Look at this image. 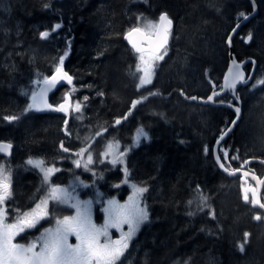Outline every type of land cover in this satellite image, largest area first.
<instances>
[{
    "label": "trees",
    "instance_id": "1",
    "mask_svg": "<svg viewBox=\"0 0 264 264\" xmlns=\"http://www.w3.org/2000/svg\"><path fill=\"white\" fill-rule=\"evenodd\" d=\"M225 2L227 6L231 4ZM45 4L49 7L45 8ZM209 7L211 4L204 0H0V140L12 142L15 153L19 152L16 156L14 153V164L23 165L17 159L23 153L59 154L67 163L71 162L73 156L63 153L61 142L69 150L86 142L95 150L111 139L124 146L130 144L132 177L148 189L145 200L150 218L118 264H247L250 260L245 252L247 241L240 251L238 245L242 243L235 240L248 230L253 241L259 235L264 239V222L253 219L258 211L252 203L242 200L234 177L225 174L211 154L181 127L194 124L195 119L188 123L185 103L191 89H198L193 88L198 86L195 85L198 80H207L209 88L215 84L214 64L222 61L225 54L218 34L225 28L222 36L226 38L228 24L248 12L237 3L235 15L231 11V19H226L225 15L215 14L220 10L213 13L208 11ZM163 12L173 18L174 28L168 55L156 78L167 74L180 80L194 79V83L155 79L153 86L141 89L137 87L141 75L136 72L137 56L125 41V34L135 25L140 26L142 18L159 20ZM223 20L227 21L226 26ZM56 24L61 27L53 31ZM45 31L50 35L41 38ZM262 37L260 47L264 48ZM234 40V52L242 56ZM256 50L264 69V50ZM60 57H64L63 68L73 81L60 86L51 101L57 104L69 98L73 105L70 116L53 111L24 112L32 103L37 84L55 71ZM177 57L190 60L189 66L193 68L205 63L198 66L197 73L183 74L175 63ZM173 95L177 99L172 101ZM85 96L87 101L83 99ZM256 96L255 92L250 99L251 109L256 108ZM142 97L147 99L132 109L133 101ZM151 97L156 101L155 121L136 119L149 112ZM77 101L83 105L79 113L74 111ZM261 107L259 114L264 110ZM130 109L127 119L116 125L115 120ZM11 116L19 118L8 120ZM131 121L136 127L126 130ZM250 123L256 127L259 124L252 118ZM141 127L146 129L147 137L134 146ZM192 130L201 132L196 123ZM3 159L11 158L0 155V161ZM110 172L109 178L121 174L118 169ZM22 173L18 169L15 176L14 204L18 208L21 197L31 202L40 195L35 194L38 180L31 176L26 185ZM122 187L112 186L111 190L124 193ZM201 196L207 197L203 205Z\"/></svg>",
    "mask_w": 264,
    "mask_h": 264
},
{
    "label": "snow or ice",
    "instance_id": "2",
    "mask_svg": "<svg viewBox=\"0 0 264 264\" xmlns=\"http://www.w3.org/2000/svg\"><path fill=\"white\" fill-rule=\"evenodd\" d=\"M44 7L48 8L49 5L45 4ZM245 19H247V17H245ZM172 24L173 21L165 12L159 16V21L157 23H148L147 31L137 26L131 28L126 33V39L138 54L139 62L136 65V72L141 73L139 76V84L137 85L138 88L152 84L155 75V64L158 61L163 60L164 55L167 54L166 46ZM60 27V24H56L53 31ZM233 31H235V29H233ZM40 35L41 38H47L50 34L49 32H43ZM251 39V34H249L248 40L250 41ZM227 43L231 44V36L228 37ZM63 63L64 57H60L59 64L55 68L54 74L44 80L45 85L49 88L55 87L61 81H66L68 84L72 83L73 77L64 70ZM252 63L254 64L255 62L253 61ZM250 79L251 77H248V79L245 78V74L241 70L240 65L233 61V69H230L229 75L225 77L221 91L226 88L234 93L237 84L246 85ZM258 83L264 85V80H261ZM252 86L255 87L256 85L253 84ZM215 88L216 86L213 84L212 94L207 97L205 102H215L214 98L220 94ZM46 91L47 89H43L39 94V97L36 94H33L32 103L24 109V112L32 110H52L62 113L69 112L72 105L67 100L55 108L53 105L48 104L46 99H44ZM151 94L154 95L156 93ZM181 94L183 95L182 90ZM99 95H103V93H99ZM186 98L190 100L198 99L195 96ZM235 98L239 101L238 96ZM83 99L84 101H87L88 97L85 96ZM144 99H147V97H142L141 99L133 101L132 109ZM200 99L203 100V98ZM82 106V103L77 101L75 103L74 111L77 113L81 112ZM233 107L237 114V119H239L241 109L235 105H233ZM130 114L131 109L124 117L115 120V124L119 125L121 120L127 119V115ZM18 118L19 117L17 116H11L7 119L14 121ZM64 123L67 125V120H65ZM232 123L234 125L235 121ZM64 131L67 132L66 127ZM229 131H231V129H229ZM226 134L227 133H225V135ZM97 135H100V133H97ZM142 136L147 137V133L143 128L139 129L137 132L135 138L136 144L140 142ZM221 139H223V136H221ZM118 143L119 142L117 141L116 144L118 145ZM60 147L64 152L70 151L68 148L64 147L63 142H61ZM113 148V143L109 142L104 155L107 156L109 152L113 151ZM11 149V143L0 142V152L10 155ZM87 151V148H82L76 153V155L83 156ZM205 151H207V149ZM125 155L126 152H120L118 155L114 154L111 163L113 165L118 162L122 163ZM223 155L227 158L228 153L223 152ZM216 159L219 161V155L216 156ZM233 159H239V157H233ZM92 162L93 157L90 153L87 155V160L83 165L81 164L80 159L74 161L76 167H83L85 169H88L89 164ZM26 163L39 169L43 173L45 183H49L51 176L60 171V169H57L54 165L46 167L45 161L41 158H29ZM245 163H247V161ZM219 166L226 172L228 171L223 163H220ZM244 176L247 177L248 173L245 172ZM122 182H128L126 168L125 179ZM258 183L264 185V180H258ZM118 186L119 185H116V187ZM132 188L133 195L130 196L125 203L121 204L115 199L107 201L108 206L103 209L106 213V219L103 225L97 226L92 220L91 200H77L71 205L76 209V214L74 216H65L62 220L58 219L56 221V227L54 229H45L44 233L38 237V240H33L26 245L19 244L14 243L17 236H20L27 229L36 228L39 222L49 215L47 210L49 200L58 203H71L72 198L67 189L62 188L59 185L50 184L48 196L37 203L30 211L20 213L19 209H11L14 215V222L8 223L7 218L10 210L8 209L6 202L12 199L11 169H5L4 165L0 164V264H118V262L121 261V258L125 256V253L129 248V242L138 231L140 225L147 222L149 219L147 205L143 204L142 206L141 203L143 194L148 191L147 187L132 185ZM249 191L253 194L251 203L253 205H259L261 209H264V203L261 202L257 195L256 188H245L243 200L245 202L249 201ZM206 201L207 197H200V203L202 205L205 204ZM189 203H191V201ZM212 214L214 215V212ZM254 219L259 221L261 216L256 215ZM124 225H128L127 232L123 231ZM110 228H115L121 231L119 239L113 240L111 238L109 233ZM248 235V233H245V238H247ZM70 236H75L77 240L76 244L69 243ZM101 237H104L103 243L101 242ZM38 241L40 243L39 251L36 250ZM238 248L240 251H243L244 244L238 245Z\"/></svg>",
    "mask_w": 264,
    "mask_h": 264
},
{
    "label": "rangeland",
    "instance_id": "3",
    "mask_svg": "<svg viewBox=\"0 0 264 264\" xmlns=\"http://www.w3.org/2000/svg\"><path fill=\"white\" fill-rule=\"evenodd\" d=\"M204 1H207L208 5L211 4V7H209L208 10H210V9L211 10L212 9L213 10H220L221 11L220 13L222 14V16L226 15V11L230 7L231 4L235 3V6L237 5L236 0L235 1H233V0H204ZM225 1H227L231 4L227 6ZM239 3L241 5H243V2H239ZM258 20H259V22L256 23V27L259 24V26H258V30H259L260 27L264 26V15L262 13H261V18L260 19L258 18ZM158 21L159 20H154L152 18L145 17L144 19L142 18V21H141L142 24L140 26L135 25L134 27L139 26L142 29H144L145 31H147L148 30L147 25L149 22H152L155 24ZM223 21H224L225 26H226L227 21L226 20H223ZM229 25L230 24H228L226 30L228 29ZM254 25H255V22L253 23V26ZM254 34L255 35L253 37V43H252L253 46L256 47L257 49H263L264 50V48L259 47V46L263 45V43H262L263 40H261V39H263L262 35H259L258 32H256V31L254 32ZM167 55H168V50H167V54L164 55V59L158 61L155 64V75L153 77L152 84L145 85V86L150 87V86L154 85V83H155L154 80H155V77H156L157 72H158L157 70L159 69V67H161L162 62L165 60ZM138 62L139 61H138V54H137V63ZM189 62H190V60L187 61V59H185L184 57H177L175 63L177 65H179L178 71H180L183 74L184 73L185 74L190 73V72L195 74V73H197V70L199 68L198 66L203 65V63H205V62H200V64L198 66L193 68L192 66H189ZM214 65L217 67L219 64H214ZM182 80H183V82L194 83V79L190 80V79H186V77H184V78H182ZM198 82H199L198 84H195L198 86H194L193 88L200 89L202 87H206L207 83H208L207 80H198ZM38 86H39V84H37V87L34 89V92H33L34 94L36 93ZM256 98H258L254 103L256 108H254V109L249 108L248 109L247 118L242 123V126H240V130L242 131V134L244 132L248 138V140L247 139L245 140V142H247V145L251 146L250 143L256 144V145H252L253 146L252 148L256 149V151H261L260 146H263L262 150H264V110L260 111V112H262L261 114H259L258 111L260 110V108H262L261 105L264 106V91H261L260 94L258 93V96ZM155 105H156V102H155ZM185 107L187 110V114H189V118H190L188 123H191L195 119V116L189 112V106L188 105L185 104ZM150 111L151 110H149V112ZM149 112L144 113L143 116L149 114ZM251 118L258 121L259 124L257 125V127L253 123H250ZM136 119L142 120V118H139V117H136ZM133 123L134 122L131 121L129 124H127V126H125L126 130L127 129L131 130L134 127H136V125L135 126L132 125ZM195 123L198 126H201L202 120L198 119L196 121V119H195L193 125H195ZM181 127L184 129L186 127H188V128L191 127V125L190 124H188V125L184 124ZM141 128H143V127H141ZM141 128H139V129H141ZM126 130L123 133H125ZM143 130L146 132V129L143 128ZM170 131L172 133L175 132V130L172 128H170ZM136 135H137V133H136ZM136 135H135V137H136ZM141 139L144 140V136H142L140 138V140ZM109 142L113 143L114 148H113L112 152H109L108 155L105 156L104 153L107 150V145ZM116 142L117 141H115L114 139L108 140L105 142V144L103 145L102 148H97L95 150H92L91 143L86 142V143H81L79 145L78 149H72L69 152L61 151L65 154H69V155L73 156V159L71 160V162H68V163L65 161V158L62 159V157L59 154H53V155H49V156L48 155H39V156H32V157L26 156L28 159L29 158H41L45 161L46 167L54 165L57 169H60V171L56 172L54 175L51 176L49 183H45L44 179H43V173L39 169L34 168L31 165H28L25 162L24 158H23V162H22L23 165L21 167L16 166L14 164L15 162H14L13 157L10 160L3 159L0 161V164H3L5 169H9V168L12 169L14 167L13 171H15V175H13V171H11V181L13 180V182H14V189H15V176L17 174L18 169L32 170V171L36 172V174H38L37 176L40 179L39 186L40 187L43 186L44 189L39 190V186H38V191H36L35 194L40 193V194H44V195H40L42 197L39 196L36 198V200L34 199L31 202H29V200H28V205L32 206V209L36 206L37 203H39L41 200L45 199L48 196L50 184L56 185V182H57L56 179H62V177H65V176L69 177L70 181L68 184H69V190L71 192V194H69V195L72 198L71 203H58V202H56L53 205H54V207L69 208L70 210H67V211L62 210L63 216L58 215V213H56V212H54V214H53L51 212V206L48 203L47 204V210H48L49 215L47 217H45L43 220H41L39 222V224L36 226V228H33L34 231H37L38 237H40L44 233L45 229H49V228L54 229L56 227V221L58 219L62 220L65 216H74L76 214V209L74 207H72L71 205L74 204L77 200H79V201L91 200L92 201V205H91L92 220L97 226H100V225L104 224L105 219H106V213L103 211V209L108 206L107 205L108 200L115 199L119 203L123 204L128 200V198L130 196L133 195L132 185L146 187L140 181L133 180V177H132L133 174H132V171L130 169V151L128 152V147L130 145L129 143L127 145L125 144V146H124V149L126 150V155L123 158V162L122 163L118 162L115 165H113L111 163V159L113 158V155L114 154L118 155L121 152L120 142L118 141L119 142L118 145L116 144ZM134 146H138V144L134 143ZM82 148L88 149V151L85 152L86 156H85V153L83 154V156H77L76 153H78L80 151V149H82ZM89 153L93 157V162L91 164H89L88 169H85L83 167H79V168L76 167L74 161L76 159H80L81 164L83 165V163L86 162L87 155ZM18 154H19V152H16L15 156ZM20 158H19V156H17L18 160ZM213 159H214V157H212V160ZM127 161H128V163H127ZM214 161H215V159H214ZM126 163H127V165H126ZM123 167H124V171H123ZM125 168L127 169V181H128L127 183L122 182L125 179ZM110 169H111V171L118 169L121 172V174L119 176H118V174H114L113 178H109V173H111ZM59 172H61V173H59ZM25 178H26V175L23 174L22 179H25ZM108 180H111V183H108ZM104 183H107V184L104 186ZM116 185H119L118 187L123 186L122 189L125 191L124 193L126 194V196L124 198L118 197V193H119L118 190L117 191L111 190L112 186H114V188L117 189ZM240 187H241V185L239 182V188ZM145 193L143 194V197L141 198V203H142V206H143V204L147 205V211H148L149 218H150V209H149V206L145 200ZM13 198L15 199V195ZM9 215H10V213H9ZM45 219H48V220H45ZM145 224H146V222L140 225L138 231L136 232V234L132 237L131 241L129 242V248L131 246L132 241L139 235L142 227ZM113 230L118 231L119 236L121 235L120 230L115 229V228H110L109 229L110 236H111ZM127 230H128V228L123 227L124 232H127ZM249 231L250 230L245 231V233L249 234L247 236L248 239L245 238V234H244L243 237H238L237 238L238 240L236 239L235 241L237 242V244H240V243L244 244L245 240L247 241L245 252H246V256L248 257V259L250 258L249 263H247V264H262L263 260H264V239L262 238L261 235H259V236H255L254 241H253V237L252 238L249 237L251 235ZM35 235L36 234H33V235L27 234L26 237L34 238ZM118 235H115V236H118ZM38 237H37V239L34 238L33 240H38ZM111 238H112V236H111ZM101 242L102 243L104 242V237H101ZM37 246H40L39 241L37 242ZM129 248H128V250H129ZM128 250L126 251V253L128 252ZM126 253H125V255H126ZM124 257H122L121 259H123Z\"/></svg>",
    "mask_w": 264,
    "mask_h": 264
},
{
    "label": "flooded vegetation",
    "instance_id": "4",
    "mask_svg": "<svg viewBox=\"0 0 264 264\" xmlns=\"http://www.w3.org/2000/svg\"><path fill=\"white\" fill-rule=\"evenodd\" d=\"M243 1L245 2V5H244L245 10L248 9V12L252 11L253 5L251 4V2L249 0H243ZM257 1L259 2V7H260V13L258 15V18L260 19L261 13H262L261 12V0H257ZM258 18H257V22H259ZM233 26H234V24L230 23L227 31H229L231 29V27H233ZM258 26H259V24L257 25V27H256V24L254 26H248L246 24L245 26H243L241 28V30L239 29L240 30L239 33L236 34L234 39H236V43L240 44L239 47L241 46L239 48V50L243 52L242 56H238L239 57L238 59L240 61H242L240 59V57L244 60L245 58L252 56V57H255L259 62V57L257 56L256 53H260V52L258 50H256V47H254L252 44L253 43V37L255 35L254 32L255 31L258 32ZM249 34H251V37H252V39L250 41L248 40ZM233 43L235 44V40ZM244 48H246V50H247L245 53H244ZM229 60L230 59H229V55H228L222 61L219 59V61H217L215 63V64H219V66L216 67V71H215L216 76L213 79V80H216L214 82L215 83L214 85L216 86L215 90L217 92H220L221 87L223 86L224 75H225L226 70L228 68ZM254 65L255 64L250 62L245 67V70L247 71V75L250 76L252 74L253 78H252V81L250 83H248L246 85L242 84L238 88V97L241 100V103H239V101H237V99L233 95L232 91H229V90L225 91L224 93H221L220 95H222V96L219 95L214 100L215 101L214 104L210 105L209 102H205L207 100V97L213 91V86L210 88L207 87L205 89V93L200 94L199 98H198L197 93L190 94L189 97L195 96L198 99L197 100H190L189 99V101H187V104L186 103L185 104L189 106V112L195 116L196 121L198 119L202 120V125L199 126V129H201L200 130L201 132H197L196 130L193 131L192 129H193L194 125H191V127H189V128L188 127L184 128L183 131L185 134L187 132H189V134H186V135L191 136V139H194L196 144H198L199 146H203V147L212 149L216 140L229 128L232 121H234V119L237 115L235 110H234L233 105L241 107L242 108V116H241L239 123L237 124V126L235 127V129L233 130L231 135H229V137H227L223 141V143H221V145H220L219 152H220L221 158L225 162V164L227 166H229L230 168H235V169L243 168V169H247V170H250L252 172H255L259 175H264V172L263 173L260 172L261 169L264 170V164L254 160L256 158H263L264 159V150H262L263 146H260L261 151H256V149H252V145L251 146L246 145L247 142H245V140L246 139L248 140V138L246 137V134L244 132L242 134V131L240 130V126H242V123L247 118V111H248L249 106H250V99L252 97V94L256 92L257 96H258V93L260 94L261 91H264V85L258 83L259 81L264 80V69L261 68V64H257V66H254ZM217 68H218V70H217ZM181 82H183V81L181 80ZM253 84H255L256 86L253 87L252 86ZM200 98H203V100H201ZM154 107H155V99L151 97L150 98V109H152ZM203 132H204V134L200 135ZM120 150H121V152H126L122 142H120ZM129 151L130 150L128 148V152ZM223 152L228 153L227 158H225V156L223 155ZM14 153H15V150H14ZM26 156L27 155L23 153L20 160L23 162V158H24L25 162H26V160L28 159ZM85 156H86V153H85ZM28 157H32V156H28ZM233 157H239V159L234 160ZM246 161H247V163H245ZM127 163H128V161H127ZM127 163H126V165H127ZM13 170H14V167L11 169V171H13ZM20 170H22V172H23L22 175L23 174L26 175V179H25L26 185H28V181L30 180L31 176L35 177L40 184V179L38 178V176H37L38 174H36V172H34L32 170H24V169H20ZM123 171H124V167H123ZM59 173H61V172H59ZM13 175H15V171H13ZM56 180H57L56 185H61V184L64 185L67 188L68 193L71 194V192L69 190V184H68L70 181L69 177L65 176V177H62V179H56ZM233 180H234V182L238 188H239V182H240V185L243 183L242 187L245 184L246 188H247V184H249L250 186L255 184V182L250 178H247V181L244 180L243 175L234 176ZM11 183H12V199L9 200L8 202H6V204H7L8 209L10 210L9 213L13 218L8 214V218H7L8 223L14 222V215H13L11 209H19L20 213L30 211L32 209V206L28 205L29 198L24 199L21 197V199H20L21 207L20 208H18L14 204V198L13 197L16 193V190L14 189L13 180L11 181ZM37 186H38V184H37ZM41 189H44V187L39 186V190H41ZM36 190L38 191V189H36ZM243 192H244V190H243ZM40 195H44V194H40ZM240 195H241V191H240ZM125 196H126L125 193H121V192L118 193V197H120V198H124ZM261 196H262V201L264 202V186H263ZM40 197H42V196H40ZM251 200H252V194L249 192V201H247V202H245L244 200L243 201L245 203L249 204V203H251ZM48 203L51 206V212L53 214H54V212H56V213H58V215L63 216V211L70 210L69 208L54 207L53 204H55L56 201H53V200H49ZM257 211H258L259 216H261L260 222L261 221L264 222V217H263L264 211L260 208H258ZM45 220H48V219H45ZM123 227L128 228V225H124ZM27 234H32V235L36 234L34 236V238H36V239L38 237L37 231H34L33 229H27L20 236L16 237V239L14 240V243L25 244V245L30 243L34 238L26 237ZM118 234H119L118 231L113 230V232L111 234L112 239L115 240L119 236ZM115 235H118V236H115ZM69 243H71V244L77 243L75 236L69 237ZM39 248H40V246H37L36 250L39 251Z\"/></svg>",
    "mask_w": 264,
    "mask_h": 264
},
{
    "label": "water",
    "instance_id": "5",
    "mask_svg": "<svg viewBox=\"0 0 264 264\" xmlns=\"http://www.w3.org/2000/svg\"><path fill=\"white\" fill-rule=\"evenodd\" d=\"M253 3H254V5H255V10H254V12L253 13H251V14H249V15H245L243 18H242V20L240 21V23L236 26V27H234L233 29H235V31H233V29H232V31L229 33V35H228V37L229 36H231V44H228V46L230 47V50H231V57H230V62H229V65H228V68H227V70H226V73H225V75H224V80H225V77L226 76H228L229 75V70L230 69H233V61H235L237 64H239L240 65V67H241V70L244 72V74H245V78L246 79H248V77H251V79L249 80V82L248 83H250L251 81H252V78H253V75L251 74L250 76H248L247 75V71L245 70V67H246V65L248 64V63H250V62H255L254 64V66H257V61L256 60H254V59H251V58H247V59H245V60H242V61H240L238 58H237V56L235 55V52H234V48H233V42H234V38H235V36H236V34H237V32L239 31V28L241 27V25H243V24H245V23H248L252 18H254L255 16H257V13H258V9H257V0H251ZM163 13H165V12H163ZM167 13V12H166ZM162 14V13H161ZM168 14V13H167ZM168 16H169V18H171V20L173 21V24H172V27H171V31L173 30V27H174V20H173V18L168 14ZM245 17H247V19H245ZM171 31H170V35H169V39H168V43H167V46H169V44H170V41H171ZM228 37H227V39H228ZM125 41L131 46V44L129 43V41L126 39V34H125ZM166 46V47H167ZM132 47V46H131ZM65 70V69H64ZM66 72H68L67 70H65ZM69 73V72H68ZM54 74V73H53ZM52 74V75H53ZM51 75V76H52ZM69 75H71L70 73H69ZM50 76V77H51ZM72 76V75H71ZM49 78V77H48ZM224 80H223V85H224ZM63 84H68L66 81H61L60 83H58L55 87H51V88H49L47 85H45V83H44V81L41 83V85L39 86V89H38V91H37V93H36V95L39 97V94L41 93V91L43 90V89H47V91L45 92V94H44V99H46V101H47V103L48 104H51V105H53V107L55 108L56 106H58V105H54V104H52L51 103V101H50V96H51V94L53 93V92H55V90L59 87V86H61V85H63ZM242 84H237V87H236V89H235V92L233 93V95L235 96V97H237L238 96V88H239V86H241ZM227 90H229V89H224L223 91H220L219 93L221 94V93H224L225 91H227ZM229 91H231V90H229ZM212 94V92L210 93V95ZM219 94V95H220ZM218 95V96H219ZM218 96H216L215 98H214V100L218 97ZM65 101H63V102H61V103H64ZM60 103V104H61ZM210 104H214V102H209ZM239 103H241V100L239 99ZM42 106V105H41ZM240 109H241V111H240V113H239V119H237V115H236V117H235V119H234V121H235V124L233 125V123H231V125L229 126V128L221 135V136H223V139H221V137L216 141V143H215V161H216V163L219 165L220 163H223L224 164V167L225 168H227L228 169V171L226 172L223 168H221L220 166V168H221V170L224 172V173H226L227 175H230V176H238V175H243V179L244 180H246L247 181V178H250V179H252L254 182H255V184L254 185H252V186H250L249 184H247V188H256L257 189V195L259 196V198H260V200H261V202L262 203H264L263 201H262V196H261V194H262V190H263V186L264 185H260L259 183H258V180H264V175L263 176H260V175H258L257 173H255V172H252V171H250V170H247V169H243V168H238V169H230L225 163H224V161L222 160V158H221V155H220V152H219V149H220V145H221V143L227 138V137H229V135H231V133L233 132V130L235 129V127L237 126V124L239 123V121H240V119H241V116H242V108L240 107ZM48 111H52V110H44V111H41V112H48ZM54 112H58V111H54ZM60 113H62V112H60ZM62 114H64V115H70V110H69V112L68 113H62ZM229 129H231V131H229ZM225 133H227L226 135H225ZM0 142H3V143H11L12 144V149H11V154L10 155H8V154H6V153H3V152H0V154H3V155H6V156H11L12 154H13V149H14V145H13V143L12 142H10V141H6V140H0ZM217 155H219V161H217V159H216V156ZM255 161H258V162H260V163H262V164H264V159L263 158H256V159H254ZM234 170H237V171H234ZM245 172H247L248 173V176L247 177H245L244 176V173ZM59 186H61L62 188H65V189H67L64 185H59ZM251 194H252V192L251 191H249ZM252 197H253V194H252ZM258 208H260L259 207V205H256ZM261 209V208H260ZM263 211H264V209H262ZM120 238V237H119ZM119 238H117V239H119ZM263 264H264V262H263Z\"/></svg>",
    "mask_w": 264,
    "mask_h": 264
},
{
    "label": "bare ground",
    "instance_id": "6",
    "mask_svg": "<svg viewBox=\"0 0 264 264\" xmlns=\"http://www.w3.org/2000/svg\"><path fill=\"white\" fill-rule=\"evenodd\" d=\"M233 1H235V0H233ZM250 2H251V4L253 5V9H252V11H250V12H248V13H244L243 15H240L237 19H236V21H234L233 23H231V24H234V26L233 27H231V29L229 30V31H227V34H226V38L224 37V36H222V33L224 32V30H225V28L223 29V31L222 32H220L218 35H221V40H223V44L221 43L220 45H221V47L224 49V51H225V54H224V58H226V56H228L229 55V59H230V57H231V50H230V47L228 46V44H227V36H228V32H231L232 31V29L234 28V27H236L239 23H240V21L242 20V18L245 16V15H249V14H251V13H253L254 12V10H255V5H254V3L251 1V0H249ZM232 2V1H231ZM239 2H243V5H241V8H244L245 6V2L243 1V0H236V4L237 3H239ZM235 4V3H234ZM234 8L233 9H231V8H228L227 9V11H226V15H225V17H226V19H231V17H230V12L231 11H233V14L235 15V13H236V11H237V9H238V7H237V5L236 6H233ZM257 9H258V13H257V16H255L254 18H252L250 21H249V23H245V24H243V25H241V27L239 28L240 30H241V28L243 27V26H245L246 24L248 25V26H253V23L255 22V24L257 23V18H258V15H259V13H260V7H259V2H257ZM211 10V9H210ZM209 11V10H208ZM212 11H213V13H214V10L212 9ZM221 12V11H220ZM219 11L218 12H215V14H217V15H219L220 17H222V14L220 13ZM261 12H262V14L264 15V0H262L261 1ZM212 13V12H211ZM189 20H190V18H189ZM222 28V27H221ZM239 30V31H240ZM239 31L237 32V33H239ZM262 31H264L263 30V27H260L259 28V30H258V34L259 35H263V32ZM194 32V31H193ZM191 33H192V31H191ZM189 35V34H188ZM201 34H199V36H200ZM196 37V36H195ZM200 38V37H199ZM198 38V39H199ZM213 38V37H212ZM216 38V37H215ZM196 39V38H195ZM201 39V38H200ZM211 39V38H210ZM261 40H263V39H261ZM197 41V40H196ZM210 41V40H209ZM238 42V41H237ZM236 44H238V43H236ZM195 45H197L196 43H195ZM238 45H240V44H238ZM241 47V46H240ZM239 47V48H240ZM233 48H234V50H235V44L233 43ZM238 48V47H237ZM182 49V48H181ZM237 51V50H236ZM240 51V50H239ZM247 50H246V48H244V53L246 52ZM242 52V51H241ZM235 55L237 56V58H239L238 57V55L235 53ZM247 58H251V59H254V60H256L257 61V63L259 64V62H258V60L255 58V57H252V56H250V57H247ZM247 58H245V59H247ZM177 59V58H176ZM176 59H175V61H176ZM244 59V60H245ZM243 60V59H242ZM229 62H230V60H229ZM172 74H174V72H172ZM156 80H179L180 82H181V80L179 79V78H175V77H173V78H171V76H167V74H165L164 75V77H162V78H159V77H157L156 78ZM202 80V79H201ZM160 87H162V86H160ZM208 86H206V87H202V88H200V89H191V92H190V94H195V93H197V94H204L205 93V89L207 88ZM220 96H222V95H220ZM175 97V98H174ZM172 101L173 100H176L177 99V97H176V95H173V97L172 98H170ZM156 102V101H155ZM209 104V103H208ZM210 105H212V104H210ZM165 106V105H164ZM149 109H150V98H149ZM151 111L149 112V114H147V115H145V116H143L142 117V119H145V118H148L149 120H150V122H154L155 120H154V117L156 116V112H155V107L154 108H152V109H150ZM168 113V112H167ZM169 114V113H168ZM190 118L188 117V120H189ZM146 120V119H145ZM170 121H171V119H170ZM233 122V121H232ZM172 123H174V122H172ZM180 125V124H179ZM182 125H184V124H182ZM172 126H175V128H178L179 126H176V125H172ZM221 137V136H220ZM219 137V138H220ZM249 137V136H248ZM218 138V139H219ZM217 139V140H218ZM216 140V141H217ZM252 142V141H251ZM216 143V142H215ZM256 143V142H255ZM251 145H256V144H252V143H250ZM247 145V144H246ZM253 147V146H252ZM255 147V146H254ZM205 148V150L207 149V153H209V154H211V157H214V159H215V144H214V146H213V148H212V150H211V148H206V147H204ZM253 149V148H252ZM212 151V152H211ZM259 175V174H258ZM260 176H262V175H260ZM230 217V216H229ZM228 218V217H227ZM232 218V217H231ZM230 218V219H231ZM232 220V219H231ZM244 225H247V223H245ZM236 236V235H235ZM237 237H238V235H237ZM235 238V237H234ZM238 240V239H237ZM183 243L181 242V245H182ZM218 263V262H217ZM217 263H215V264H217ZM220 263V262H219Z\"/></svg>",
    "mask_w": 264,
    "mask_h": 264
}]
</instances>
